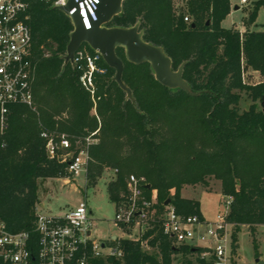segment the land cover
<instances>
[{"label": "trees", "instance_id": "obj_1", "mask_svg": "<svg viewBox=\"0 0 264 264\" xmlns=\"http://www.w3.org/2000/svg\"><path fill=\"white\" fill-rule=\"evenodd\" d=\"M174 2L124 0L107 25L139 22L144 40L163 47L173 70L183 64V78L196 94L161 85L149 63H130L117 48L122 80L132 92L128 98L104 61L100 64L107 72L93 73V87L86 88L80 81L83 68L64 62L70 19L43 1L30 0L33 107L10 105L7 127L0 132V219L9 230H32L42 181L68 175L66 163L47 156L42 131L64 134L74 152L91 138L86 178L92 184L111 171L107 193L113 203L125 198L129 175L144 179L149 201L155 192L142 236L122 238L121 257L92 264H172L175 253H181V264H210L213 256L201 255L206 248L176 246L162 230L170 206L204 219L200 202L182 197L181 190L207 186L210 178L220 181L223 197H231L226 219L232 224V253L241 226L264 225V81L243 82L247 69L264 77V30L223 27L231 0H182L179 8ZM260 8L264 0L252 2L246 25L255 22ZM241 91L252 100L243 111ZM144 240L151 250L143 247Z\"/></svg>", "mask_w": 264, "mask_h": 264}, {"label": "built area", "instance_id": "obj_2", "mask_svg": "<svg viewBox=\"0 0 264 264\" xmlns=\"http://www.w3.org/2000/svg\"><path fill=\"white\" fill-rule=\"evenodd\" d=\"M57 9L69 0H40ZM75 5L64 13L69 19L78 11L85 28L95 20L99 0H74ZM247 0H239L245 4ZM30 0H0V132L7 127L9 106L24 104L33 107L32 95V38L27 24ZM188 21V16L184 17ZM71 22V19H70ZM89 46V45H88ZM92 49V48H91ZM102 55L90 52L82 44L73 56V65L83 68L80 81L86 88L93 87V73L105 74L107 68L100 64ZM81 64H84L82 67ZM45 151L49 158L66 163L68 175L75 178L81 172L86 177L88 165L87 146L91 138H85V146L78 152L64 134L42 131ZM61 151V155L58 153ZM143 178L129 175L125 198L115 205L114 224L120 228L139 226L147 217L149 201L143 190ZM231 197H224L222 210L213 220L200 219L196 215H181L173 207H167L162 224L163 233L176 243H189L206 248L203 256L212 255L210 264H232V224L227 221ZM36 207L32 230H9L0 219V264H92L98 258L122 256L119 241L123 237L110 235L98 237L93 232V218L84 200L65 213L51 216L40 213ZM130 239H135L130 238Z\"/></svg>", "mask_w": 264, "mask_h": 264}, {"label": "rangeland", "instance_id": "obj_3", "mask_svg": "<svg viewBox=\"0 0 264 264\" xmlns=\"http://www.w3.org/2000/svg\"><path fill=\"white\" fill-rule=\"evenodd\" d=\"M234 4L239 8L235 10L224 22L223 27H235L244 32L246 29L264 30V8H260L257 13L256 20L251 25H246V19L251 8V4L255 0H247L245 4H240L239 0H233ZM175 7L179 8L182 5V0H175ZM264 77L257 71L244 70L243 82L250 86L261 83ZM252 103L250 95L246 91L240 92L239 110H246ZM255 106L260 109V101H255ZM59 151L58 155H61ZM113 177L111 171L107 170L97 179L96 182L89 184L84 173L81 172L75 178L71 175L66 177H51L42 181L39 189V212L57 216L65 213L71 207L77 205L84 200L88 209L91 211L93 218V232L101 238L110 235H116L123 238H140L146 228L145 219L140 222L139 226L124 227L123 229L114 224L115 205L110 201L107 193V184ZM185 196L194 197L200 202V207L203 214L213 220L222 208L224 197L221 194L220 181L210 178L207 186L194 185L187 186L183 192ZM182 196V195H181ZM156 198L153 197L152 202ZM42 204V206H41ZM238 244L237 252L239 257L236 264H257L259 261H264V225H257L251 230L248 226L243 225L237 234ZM173 244L179 246V243L173 241ZM146 250H151L146 243L142 242ZM196 247V246H193ZM232 252V250H231ZM203 253V252H202ZM201 253V255H202ZM191 257L196 256L190 255ZM234 260L233 257H231ZM172 264H181V253L172 255Z\"/></svg>", "mask_w": 264, "mask_h": 264}, {"label": "water", "instance_id": "obj_4", "mask_svg": "<svg viewBox=\"0 0 264 264\" xmlns=\"http://www.w3.org/2000/svg\"><path fill=\"white\" fill-rule=\"evenodd\" d=\"M124 0H99L95 9V20L90 22V28H85L81 17L76 11L70 16L72 30L69 34V42L66 47L64 62L73 64L74 52L84 43L93 50L101 53L106 65L114 69L112 80L131 98L132 92L122 80L124 64L116 54L117 48L124 50L125 59L133 64L149 63L154 78L161 85L168 88H181L191 94L188 83L183 78V64L176 70L172 69L171 58L165 53L162 46L147 42L143 38V31L139 28V22L129 27L108 26L111 19L119 14ZM75 5L74 0H69L64 7L57 9L63 13ZM234 5L233 9H238ZM209 22L207 21L206 24ZM192 26H194L192 24ZM264 112V98L261 101ZM146 188L150 185L146 184ZM169 200L165 202L167 204ZM257 264H264V261L256 259Z\"/></svg>", "mask_w": 264, "mask_h": 264}, {"label": "crops", "instance_id": "obj_5", "mask_svg": "<svg viewBox=\"0 0 264 264\" xmlns=\"http://www.w3.org/2000/svg\"><path fill=\"white\" fill-rule=\"evenodd\" d=\"M231 4L233 5L234 4V1L233 0H231ZM237 10V9H236ZM235 10L233 9V6H231V11L229 12V14L225 17V19H223L222 20V22H221V25H223V22L234 12ZM240 31H241V29H239ZM250 30H252V29H250ZM187 186H185L182 190H181V195H182V197H184V198H190V199H195L194 197H188V196H185L184 194H183V192H184V190H185V188H186ZM197 200V199H196ZM41 206H42V204H41ZM40 207V206H39ZM74 207V206H73ZM72 208V207H71ZM200 210H201V207H200ZM201 213H202V215H203V217H204V219L205 220H211V219H209V218H207L204 214H203V212H202V210H201ZM238 244V243H237ZM232 257L234 258V264H236L237 263V259H238V257H239V254H238V252H237V248H236V250L234 251V253H232ZM259 259H260V257H259ZM256 261V260H255Z\"/></svg>", "mask_w": 264, "mask_h": 264}]
</instances>
